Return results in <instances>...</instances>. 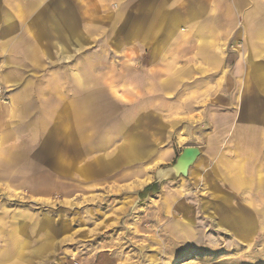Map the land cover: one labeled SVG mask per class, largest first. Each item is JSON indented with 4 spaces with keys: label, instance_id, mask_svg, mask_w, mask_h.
Here are the masks:
<instances>
[{
    "label": "rangeland",
    "instance_id": "1",
    "mask_svg": "<svg viewBox=\"0 0 264 264\" xmlns=\"http://www.w3.org/2000/svg\"><path fill=\"white\" fill-rule=\"evenodd\" d=\"M198 1L173 2L167 12L166 0H0V17L11 32L27 33L17 53L23 56L31 47L37 90L66 102L82 90L76 80L80 75L102 123L126 117L139 122L141 107L158 106L164 112L146 114L144 126L135 131L144 144H152L153 153L111 176L102 171L94 182L48 176L46 157L63 149L56 139L37 148L33 161L18 163L15 177L0 162V264H264V73L248 65L247 25L241 20V34L222 40L221 34L198 33L202 19H185L186 7H198ZM210 13L220 29L228 11ZM57 14L67 18L80 39L78 50L69 44L65 61L57 46L63 41L53 27ZM174 16L181 27L172 30ZM207 43L212 50L206 51ZM8 53L0 51L2 107L11 104L14 90L7 81V58L13 57ZM206 57L225 63L206 66ZM255 63L264 67V55ZM253 106L259 114H250ZM161 119L181 126L175 137L170 126L164 143L148 131ZM252 123L260 128V178L254 188L245 180L249 191L237 192L211 169L200 171L203 159L188 178L156 180L155 171L174 165L185 147L205 149L210 126H228V140L238 145L237 156L244 162L240 144L250 137L246 125ZM105 134L101 144L114 139ZM119 139H114L115 149ZM153 185L159 192L142 200L139 192ZM235 213L253 221L254 230L232 226Z\"/></svg>",
    "mask_w": 264,
    "mask_h": 264
},
{
    "label": "crops",
    "instance_id": "2",
    "mask_svg": "<svg viewBox=\"0 0 264 264\" xmlns=\"http://www.w3.org/2000/svg\"><path fill=\"white\" fill-rule=\"evenodd\" d=\"M181 1L185 0H166L165 11L173 10L174 8L171 6L173 2L177 4ZM191 1L193 2V0ZM200 2L201 0L198 1V7L195 4L186 7L185 19L187 18L190 22L193 18H196L195 20L202 19L203 22L198 33L204 36H218L221 34L222 40H229L231 35L241 34L238 28L239 20H241L243 24L247 25L243 34H246L248 38L247 49L250 52L248 65L254 66L259 75H261V71L264 73V67L259 66V63H255L258 58L264 55V0H204V4ZM216 3L217 6L213 7ZM213 10L228 11L226 16L220 18V22L222 21L221 30L214 26L216 24H214V18L210 13ZM229 12L232 13L231 16ZM167 17V15L162 16V18ZM1 19L3 23L5 22V25H0V51L10 52L6 56L13 54L12 58H7L9 67V80L7 81L12 82L14 90L10 95L12 98L11 104L8 107L0 106V162H3L4 166L8 168L11 178L17 175L18 163L33 161V156L36 152L38 153L37 148H39V151L42 150L53 139L60 140L63 149L49 152L53 156L50 159L49 155L46 157L47 173L52 178L64 180L92 179V182H94L95 179L100 178L99 173L102 171L111 176L117 170L139 161L142 154L153 153L152 144H144L137 136L139 133L135 131L139 130V126H144V118L149 116L146 114L164 113L158 106L141 107L142 111L137 112L140 114L138 117L139 122H136V120L133 122L131 119L127 120L126 117L124 122L102 123L94 95L91 93L85 95L82 76L76 75V80L82 85V90L77 91L76 96L71 100L67 99L66 102L61 99L57 101L54 94L47 90H37V62L29 53L31 47L24 49L23 56L17 53L27 33L22 36L20 33L11 32L4 17H0ZM174 20L170 26L172 30L177 26L181 27V21L177 20L176 16H174ZM52 21L53 27L63 41V43L57 44L61 50L60 59L69 60L70 56L66 54V49L68 50L69 44H72L75 50H78L80 39H78L77 33L75 34L73 31L70 22L62 14H57ZM213 27H216V29ZM172 30L170 33L174 34L175 32ZM8 32L10 35H6ZM30 35L31 33L27 36L29 44L32 43ZM205 40L210 42L209 38H205ZM204 47L206 51L213 48V46H209V43L205 44ZM217 62H220V65L223 66L225 60L221 58V61L218 60ZM204 63L206 66L211 67L219 65L207 57ZM242 66L240 60L235 62L236 69L240 70ZM172 94L174 95L175 91H172ZM128 97L126 96V100ZM249 112L255 115L259 114L260 110H255L253 106L252 111ZM157 124L159 127L149 128L148 131L153 132L152 138H161L163 143L166 141V131L170 126L175 130L173 137L181 130L179 121L174 120L169 123L161 119L157 121ZM246 126H249L247 131L250 137L244 139L240 144L245 147L243 154L247 159L244 162L237 156L238 151L235 148L238 145L236 146L232 142L233 140H228V126H210L204 146L205 149H202L200 145H190L201 148L202 155L198 159H203L199 168L200 171L205 172L206 169H211V171L218 173L217 177H220L223 182H227L228 186L237 192L249 191V187H246L249 180L252 181L254 188L255 181L260 178L259 172L257 173L259 163L256 164L261 155L259 149L261 146L260 128L257 123ZM103 131L106 133V138L119 139L118 137H120L119 140L122 142L117 149L114 146L118 140L113 139L114 141L101 144L100 138ZM114 131L116 134H114ZM100 145L103 147L101 148ZM258 146L259 148L256 149ZM64 147L67 149H64ZM171 152L174 153V148L169 150L170 155ZM86 154L88 158L85 157ZM165 156H163V159L166 160L167 156ZM20 169L21 167H19ZM190 171L192 172L193 169ZM243 179L247 181L242 182ZM147 180L148 178L143 182ZM230 219H232L230 221L235 228L240 226L244 228L247 225V233L251 232L253 226H255L253 221L238 213L232 215Z\"/></svg>",
    "mask_w": 264,
    "mask_h": 264
},
{
    "label": "water",
    "instance_id": "3",
    "mask_svg": "<svg viewBox=\"0 0 264 264\" xmlns=\"http://www.w3.org/2000/svg\"><path fill=\"white\" fill-rule=\"evenodd\" d=\"M201 156V151L197 147H185L181 155L178 156L174 165L162 167L155 171L154 175L159 182L177 181L180 178H188L190 169L195 165ZM167 172L166 178L156 177L158 172Z\"/></svg>",
    "mask_w": 264,
    "mask_h": 264
},
{
    "label": "trees",
    "instance_id": "4",
    "mask_svg": "<svg viewBox=\"0 0 264 264\" xmlns=\"http://www.w3.org/2000/svg\"><path fill=\"white\" fill-rule=\"evenodd\" d=\"M158 192L159 191H158L156 185L149 186V187L145 188L143 192L140 193V198L142 200H145L149 196H153V195L157 194Z\"/></svg>",
    "mask_w": 264,
    "mask_h": 264
},
{
    "label": "bare ground",
    "instance_id": "5",
    "mask_svg": "<svg viewBox=\"0 0 264 264\" xmlns=\"http://www.w3.org/2000/svg\"><path fill=\"white\" fill-rule=\"evenodd\" d=\"M197 161H198V160H197ZM196 163H197V162H196ZM196 163H195V164H196ZM192 168H193V167H192ZM192 168H191V169H192ZM191 169H190V170H191ZM166 173H167V172H162V171H161V172H158L156 177H159L160 179H161V178H166V177L168 176V174H166Z\"/></svg>",
    "mask_w": 264,
    "mask_h": 264
},
{
    "label": "built area",
    "instance_id": "6",
    "mask_svg": "<svg viewBox=\"0 0 264 264\" xmlns=\"http://www.w3.org/2000/svg\"><path fill=\"white\" fill-rule=\"evenodd\" d=\"M2 91H3V88H2V84H1V82H0V97H1ZM2 100H3V99H2ZM3 102H6V101L3 100Z\"/></svg>",
    "mask_w": 264,
    "mask_h": 264
}]
</instances>
